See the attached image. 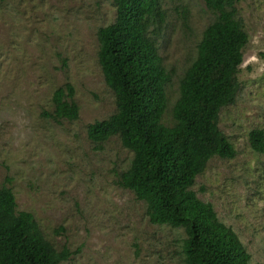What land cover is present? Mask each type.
I'll use <instances>...</instances> for the list:
<instances>
[{
	"label": "rangeland",
	"instance_id": "1",
	"mask_svg": "<svg viewBox=\"0 0 264 264\" xmlns=\"http://www.w3.org/2000/svg\"><path fill=\"white\" fill-rule=\"evenodd\" d=\"M160 56L172 80L167 123L180 80L215 20L203 0L162 3ZM249 43L234 105L219 128L234 159L213 158L192 189L210 203L251 254L264 264V154L250 133L264 130V0H238ZM113 0L0 1V188L13 190L18 212L32 213L46 238L72 252L61 264H184L183 229L154 225L146 204L118 185L133 155L113 137L97 150L88 126L116 112L114 93L98 62L99 28L116 19ZM70 83L77 121L56 123L55 90Z\"/></svg>",
	"mask_w": 264,
	"mask_h": 264
},
{
	"label": "trees",
	"instance_id": "2",
	"mask_svg": "<svg viewBox=\"0 0 264 264\" xmlns=\"http://www.w3.org/2000/svg\"><path fill=\"white\" fill-rule=\"evenodd\" d=\"M165 1L176 0H113L116 19L99 28L97 37L98 62L114 93L116 112L90 124L88 138L103 150L105 142L118 137L132 153L118 185L146 204L152 224L184 230V264H251L238 235L192 189L213 158L237 155L219 119L236 102L249 43L238 0H203L215 20L205 28L197 57L180 80L170 124L165 116L172 77L158 42ZM52 104L44 116L54 122L79 119L72 84L57 88ZM249 138L252 150L264 154V130H253ZM71 256L46 238L32 213L17 211L11 188H0V264H61Z\"/></svg>",
	"mask_w": 264,
	"mask_h": 264
}]
</instances>
